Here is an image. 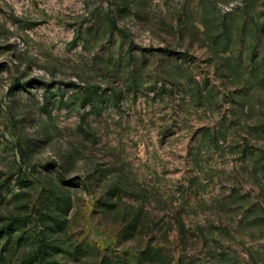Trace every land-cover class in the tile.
<instances>
[{"label": "rangeland", "instance_id": "374dc122", "mask_svg": "<svg viewBox=\"0 0 264 264\" xmlns=\"http://www.w3.org/2000/svg\"><path fill=\"white\" fill-rule=\"evenodd\" d=\"M264 264V0H0V264Z\"/></svg>", "mask_w": 264, "mask_h": 264}, {"label": "trees", "instance_id": "16d2710c", "mask_svg": "<svg viewBox=\"0 0 264 264\" xmlns=\"http://www.w3.org/2000/svg\"><path fill=\"white\" fill-rule=\"evenodd\" d=\"M20 264H25V262H22V263H20Z\"/></svg>", "mask_w": 264, "mask_h": 264}]
</instances>
